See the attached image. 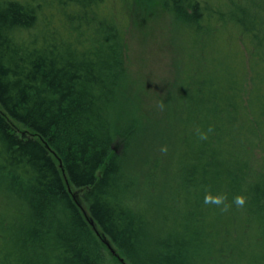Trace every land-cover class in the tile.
I'll list each match as a JSON object with an SVG mask.
<instances>
[{"label": "trees", "instance_id": "16d2710c", "mask_svg": "<svg viewBox=\"0 0 264 264\" xmlns=\"http://www.w3.org/2000/svg\"><path fill=\"white\" fill-rule=\"evenodd\" d=\"M104 7L0 0V264H264V0H162L181 59L167 157L142 176L133 119L117 128L126 27Z\"/></svg>", "mask_w": 264, "mask_h": 264}, {"label": "rangeland", "instance_id": "374dc122", "mask_svg": "<svg viewBox=\"0 0 264 264\" xmlns=\"http://www.w3.org/2000/svg\"><path fill=\"white\" fill-rule=\"evenodd\" d=\"M104 13L126 27L128 79L123 91L117 128L133 119L135 133L130 142L127 168L140 173L154 160H166L168 123L165 102L177 82L176 61L181 59V35L162 8V0H104ZM182 62L186 64L185 59ZM117 141L115 151H120ZM146 161H149L145 167ZM104 245L111 252L110 245ZM108 264H126L106 253Z\"/></svg>", "mask_w": 264, "mask_h": 264}, {"label": "clouds", "instance_id": "9594fccd", "mask_svg": "<svg viewBox=\"0 0 264 264\" xmlns=\"http://www.w3.org/2000/svg\"><path fill=\"white\" fill-rule=\"evenodd\" d=\"M200 139L202 140H206L207 139V135L201 133L200 134ZM161 152L166 153L167 152V148L166 147H162L161 148ZM204 204H212L215 205L217 207L220 208V210L222 212H228L231 208V204L227 203V196L220 194V195H211L210 193H206L204 196ZM246 202V199L244 196L242 195H237L233 198L232 203L235 204L237 207H243L244 204Z\"/></svg>", "mask_w": 264, "mask_h": 264}, {"label": "water", "instance_id": "95a60500", "mask_svg": "<svg viewBox=\"0 0 264 264\" xmlns=\"http://www.w3.org/2000/svg\"><path fill=\"white\" fill-rule=\"evenodd\" d=\"M92 224V223H91ZM111 250V252L114 254V251L112 250V249H110Z\"/></svg>", "mask_w": 264, "mask_h": 264}]
</instances>
